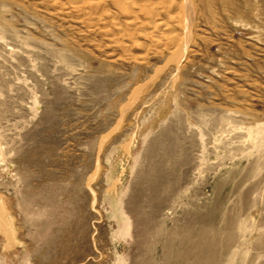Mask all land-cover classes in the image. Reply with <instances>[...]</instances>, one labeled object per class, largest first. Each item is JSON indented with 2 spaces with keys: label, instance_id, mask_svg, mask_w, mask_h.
Segmentation results:
<instances>
[{
  "label": "rangeland",
  "instance_id": "374dc122",
  "mask_svg": "<svg viewBox=\"0 0 264 264\" xmlns=\"http://www.w3.org/2000/svg\"><path fill=\"white\" fill-rule=\"evenodd\" d=\"M174 1L0 0V264H264V0Z\"/></svg>",
  "mask_w": 264,
  "mask_h": 264
},
{
  "label": "bare ground",
  "instance_id": "6f19581e",
  "mask_svg": "<svg viewBox=\"0 0 264 264\" xmlns=\"http://www.w3.org/2000/svg\"><path fill=\"white\" fill-rule=\"evenodd\" d=\"M193 1V0H192ZM115 4L117 5V7H119V9H121L125 14H130V15H134L135 17L141 15L140 13H145L147 15V19L149 18L150 22H146V23H149L150 25V28L152 29L153 32H157L160 31V33H158V40L161 44L162 41H164V46H172V45H175L176 46V42L178 41V35L180 36V34L176 35L175 33H173L171 36H168L166 34H164V31H166L170 24H172L173 27H179L180 30L184 31V33H186V35L188 33H190V30L192 29L191 28V20H190V15L189 16H185V15H173V16H169L170 18L168 19H171V22L169 23H166V22H163V21H157L155 18L159 15V12L162 10L165 11H172L171 9H173L174 4H175V1L174 0H114ZM185 3L187 2L186 0L184 1ZM89 4V3H88ZM113 4V3H112ZM189 4V3H188ZM187 4V5H188ZM108 5V4H107ZM177 6V4H176ZM186 5L184 4H180L178 5V7L176 8H179L180 9H183L184 12L186 9L185 8ZM191 6V7H190ZM188 5L187 7V12H190V9H192V5ZM101 7V5H100ZM115 7V6H114ZM71 8V7H70ZM78 9L80 10V6L78 7L77 4H74L73 7H72V10L74 11H78ZM91 9V8H90ZM98 9V8H97ZM118 9V8H116ZM120 10V11H121ZM175 10V9H174ZM177 10V9H176ZM175 10V11H176ZM179 10V9H178ZM73 11V12H74ZM81 11V10H80ZM99 11V10H98ZM104 11V10H103ZM123 12H121L123 14ZM119 13V12H118ZM177 13V12H176ZM186 13V12H185ZM189 14V13H188ZM144 16V15H143ZM130 17V16H129ZM134 17V18H135ZM92 18V16H91ZM133 18V19H134ZM145 18V16H144ZM85 19V18H84ZM99 19V18H98ZM155 19V20H154ZM130 21V20H129ZM166 21V20H165ZM193 23V22H192ZM144 24V21L143 23H140V22H137L136 18L134 20H132L130 23H129V26H133V27H136V26H141ZM147 25V24H146ZM148 25V26H149ZM132 28V27H131ZM161 29V30H160ZM170 30V28H169ZM168 32V31H167ZM178 33V32H177ZM182 34V35H183ZM156 38V37H155ZM181 38V36H180ZM183 38V36H182ZM181 38V39H182ZM190 39V38H189ZM157 40V41H158ZM180 41V40H179ZM187 41V40H186ZM181 43L179 44V46L177 45V48L181 51L182 49H184L186 46L188 47V45L186 44L187 42H185L184 40L180 41ZM190 41H188L189 43ZM156 43V42H155ZM170 43V44H169ZM152 45V44H151ZM150 45V46H151ZM162 45V44H161ZM149 46V45H148ZM149 46V47H150ZM163 46V45H162ZM137 47V46H136ZM186 47V49H187ZM176 48V49H177ZM185 49V50H186ZM169 50H171L169 48ZM177 52V51H176ZM146 53V52H145ZM159 53V51H158ZM172 53V52H171ZM174 53V52H173ZM176 54V53H175Z\"/></svg>",
  "mask_w": 264,
  "mask_h": 264
}]
</instances>
